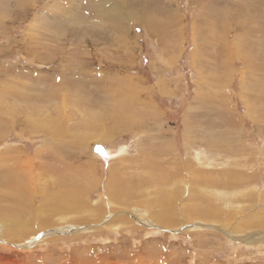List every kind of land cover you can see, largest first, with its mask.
<instances>
[{"label": "rangeland", "instance_id": "374dc122", "mask_svg": "<svg viewBox=\"0 0 264 264\" xmlns=\"http://www.w3.org/2000/svg\"><path fill=\"white\" fill-rule=\"evenodd\" d=\"M129 92L132 129L81 139ZM52 120L56 142L83 141L94 162L97 218L39 229L40 213L12 246L1 218L0 264H264V0H0V192L12 148L48 184L73 170ZM111 179L137 195L109 194ZM211 203L228 226L204 217ZM164 209L178 222H160Z\"/></svg>", "mask_w": 264, "mask_h": 264}, {"label": "bare ground", "instance_id": "6f19581e", "mask_svg": "<svg viewBox=\"0 0 264 264\" xmlns=\"http://www.w3.org/2000/svg\"><path fill=\"white\" fill-rule=\"evenodd\" d=\"M129 91H131V90L129 89ZM121 94H123V93H121ZM128 96L133 97L132 93H130V92L127 95L124 94V96H123L124 98L122 97V99H126V100H122V102L121 101L116 102L112 106L111 111L108 114H106L105 116L99 115V116H96L94 119H93V117L90 118L91 122H89L86 126H83L86 130V134L83 137H81V139H87V141H89V140L94 139L96 137H103L105 135L108 136V135L114 134L115 132H118L121 130L132 129L133 126H131L132 123H131V121H129V118L131 120H133V117H132L133 113H128V112L132 111V110L128 111V108L131 107L129 105V103L132 101H130L128 99ZM128 100L130 102H128ZM152 107L153 106H151V108ZM131 108H133V107H131ZM141 109L146 110L144 108H141ZM54 120H56V119H54ZM107 120H110L111 122L115 123L114 126L112 127V129L107 130V125H106V124H108ZM33 124L35 125V127L40 126V123L38 125V124H36V122H33ZM57 124H58V121H56V122L53 121L51 123L46 124L45 126H46V128H48V127H53L52 125L55 126ZM42 125L43 124H41V126ZM53 128H55V127H53ZM57 128H59V127H57ZM31 129H33V128H31ZM63 130H65V129H63ZM52 131H54V132H52L53 149L54 150L56 149V151L60 154L61 151L59 148L63 147L64 151H67L70 148L69 149V150H71L70 153L64 152L63 149H61L63 151V152H61V154H63V158L66 159V160H64L65 165H66V161L68 162L69 160H72V162H69L67 164L68 167H70L69 166L70 163L73 165L75 164L74 165L75 167L73 168V170H71L72 167H70V168H68L69 170H66L65 173L63 172L64 168L62 170L58 169L57 170L58 174L55 173L54 171H51L52 177L50 180L55 181V182L51 181L52 183L48 184L47 180L43 181L42 179H43L45 173H42V172L39 173V176H38L39 179L37 180L36 179L37 177H35L34 174L32 175V173L35 170H37V168L34 167V165H33L34 163L32 164L31 159H29L26 155H24L22 153L20 155H18V153H19L18 149L12 148V150H9L8 152H6V154L13 156L12 160H14V162L17 164L15 167H13V169H10L9 172L4 174L5 176H3V177H7V180L4 183V186L1 185V190L2 189L3 190L0 192L1 193L0 194V219L2 218L4 220L9 221L6 225V227L9 230V233H11L10 235H7V237L9 238L8 239L9 244H6L7 246H12V244H11L12 242H21L18 239L24 238V236H25L24 233L27 234V233H30L31 231H34V232L37 231L38 232L39 229L52 226L53 224H55L54 222H52V218L54 216H56L58 220L60 219V222L65 223V224H66V222L70 223V222L74 221L75 219L80 221L83 217L79 216V214H82L85 212L89 213L91 217L94 216V218H95L97 216L93 213L95 211L93 206H91L88 202H86V197L88 196L91 188L93 187L92 186L93 182H91L90 178H93V176L97 170L95 169L94 162L91 161L92 160L91 157L89 158L86 156H82L78 152L79 150H82V149L78 150L77 147H79L83 141L79 145H78V143H76V141L75 142L73 141L74 144L72 145V147L65 148V146H62L61 143L56 142V138H54L56 136L53 135V133L59 131V129L55 128ZM87 141L85 140L84 142L87 143ZM55 144L58 146L57 148H56ZM83 146H84V144H83ZM122 151H125V150L122 149L121 152ZM80 160L81 161L87 160V164L81 165L79 163ZM30 161H31V163H30ZM18 163H20V164L22 163V164L19 165ZM83 167H87L88 171L81 174V170L83 169ZM38 169H41V168H38ZM68 172H70V173H68ZM71 172H73V173H71ZM7 174H9V175H7ZM47 174H49V173H47ZM158 174H160V175H158ZM158 174L153 175V173H152L151 180L153 182L155 181L154 183H158L159 181H164L166 185H167V183H170L168 178L162 177L163 173H158ZM196 174H197V172H196ZM42 175H43V177H41ZM199 175H198L197 179H202V180L207 181V182L204 181V183H208L209 178H212V177H208V176H206V177L203 176V177H205V179H203L200 171H199ZM203 175H204V173H203ZM159 176H160V179H158ZM28 178L30 179L29 182H28ZM41 180L43 181L42 183H44L43 185H41V182H39ZM111 181H113V179H111L110 182ZM218 184H221V183H218ZM135 186H136L135 187V189H136L139 185H135ZM193 186L194 187L192 189L195 190L197 188L198 184H196V185L194 184ZM108 187H109L108 193L111 195H116L118 197H120V195H121V196H124L125 198H129V197H133V195L134 196L137 195V193L131 192L132 187L126 186V185H124V183L111 182ZM212 187H215V186L213 185ZM202 189H203V187H202ZM207 191H208V193H206V194L212 195L213 198L216 197L217 199H220L221 197H223V199H224L223 203L226 202V198L224 196H222V195H224L225 192H222L218 196L217 191H215V189H213V188L212 189L207 188ZM160 193H161L160 197L164 200H167L168 202H170L169 199L173 198L171 191L161 190ZM203 194H205V193H203ZM160 197L157 196L158 199H160ZM154 198H156V196ZM220 201H221V199H220ZM168 202H167V204H168ZM172 204H173V202H172ZM170 205H171V203H170ZM168 206H169V204H168ZM216 206H217V204H216ZM149 207H150V205H149ZM205 211L207 213H205L206 216H204V217L208 218L209 220H214L217 223L220 222L221 224H223V226L224 225L228 226L229 223L226 222V224H225V221L228 220V218H226L228 215H225V217H224V215L222 214L223 212H221V210L219 208L213 206V203H211V205H208V208H205ZM165 212H166L165 209L161 210V212H159V213L155 212L157 214V217L159 218L160 222H163L167 226L173 225V224L178 222L177 220H174L172 214H168V213L166 214ZM40 213L45 215V216H43L44 218L37 220L38 222L35 223V217L34 216H38ZM70 213H72V215H73L72 217H71ZM192 213L193 214H190L189 212L187 213V217L188 218L191 217V218H189L190 221H192L194 218H196L195 215L197 214L194 211ZM135 214H137V213H135ZM27 215H29V218L25 219V217H27ZM129 215H133V214L129 212ZM84 217H85V215H84ZM119 218H120V215H119ZM18 221H20L19 224L16 223ZM125 222H126V220H125ZM33 223L37 224V226L39 228L38 230L31 228V225ZM69 223H67V225H69ZM236 224L237 225L235 226V229L246 228L243 225V223L238 222ZM67 225H66V227H67ZM106 225H108V224H106ZM21 226L24 227V229H22ZM2 227H4V226L2 225ZM25 227H28V230ZM28 231H30V232H28ZM32 235H34V234H32ZM248 237H246V238H248ZM26 239H28V236L24 240L23 239L22 240L25 241ZM93 250H95V249H93ZM106 255H108V254L107 253L103 254L102 257H105ZM90 257L91 256L88 255L87 258H84V261L85 260L90 261ZM110 257H112L111 254H110ZM97 259L99 260L98 263L101 264L100 259H102V258L97 256L96 260ZM82 260L83 259H80L77 262H82ZM108 261H110V260L108 259ZM102 262H104V260ZM108 263H110V262H108Z\"/></svg>", "mask_w": 264, "mask_h": 264}]
</instances>
